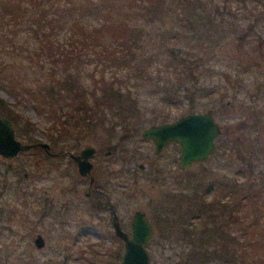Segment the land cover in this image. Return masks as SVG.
I'll list each match as a JSON object with an SVG mask.
<instances>
[{"label": "rangeland", "instance_id": "1", "mask_svg": "<svg viewBox=\"0 0 264 264\" xmlns=\"http://www.w3.org/2000/svg\"><path fill=\"white\" fill-rule=\"evenodd\" d=\"M190 1H194L197 5L200 4L198 5L200 7L206 4L205 8L212 9V11L218 10L215 38L219 36V42L216 45H208L207 52L203 53L204 60L197 65L196 72L197 85L208 89L214 88L212 90H215V93L211 91L214 96L223 95L224 97L223 100L215 98L213 103H206L208 95L203 96L204 98H196L198 95H195L192 102L198 107L193 111L211 109L222 131L216 138V150L213 155L204 161L192 163L187 169H180L177 165L174 167V172L183 177L182 179L199 180L202 176L213 173L215 179L222 177L244 183L247 175L235 173L236 165L240 162L238 159L241 156L256 155L264 146V0ZM16 3L19 4L18 7L21 10L27 8V18L20 14L13 19L0 17V67L9 65L13 77L15 76L18 81L13 80V87H11H16L13 91L6 83H0V96L34 123L33 136L36 140L47 141L46 132L50 124L47 114L36 106L33 98L20 93L19 88L21 81L31 84L32 80L39 78V82L46 83L50 78L49 72L41 69L38 64H35L36 60L28 56L36 47L34 32L28 28V22H31L29 19L36 17L33 16L35 6L28 0H22L20 3L19 0H14V4ZM213 13L215 15L216 12ZM170 20L169 16L162 17L145 26L141 42L144 52L157 46L156 32L168 27ZM97 22V18L87 16L82 25L90 26ZM52 31L55 39L60 42L68 36L63 26L53 24ZM77 44L80 45L81 41ZM76 55L81 60V67L86 74L100 73V71L111 73L114 68L109 65L108 61L103 60L104 56L100 49L96 50L93 46L83 47L81 50L78 48ZM155 66H157L155 61L150 64V68H155ZM228 78L231 79V83ZM134 82L132 79L127 84L132 85ZM136 83L140 84L139 92L142 93L144 99V102L142 101L144 112L141 110L140 113H144L141 119L145 122L138 125V132H140L150 124L146 122L147 118L149 120L152 118L148 111H151L157 98L151 96L152 93L148 90L153 89L156 83L155 80L143 81L141 79ZM181 92L182 95L176 103L169 104L163 109V112L168 115L167 121L188 113V107L191 106L190 100L184 96L186 92L183 90ZM116 120L117 124L122 125L137 124L140 118L131 116ZM116 129L119 130V126ZM86 133L87 135L83 136L79 146L74 149H79L85 144H92L96 147L97 153L94 159H97L102 178L106 177L108 169L129 170L135 168L139 162L147 163L148 173H151V165L156 162L158 168H161L160 174L163 175L166 170L163 168V161L169 158L171 150L178 163L179 150L171 147L163 152L161 159L154 161L152 143L143 141L139 135L129 138L125 143L118 141L121 131L114 132L102 127H94ZM18 138L28 142L25 138ZM60 143L68 145L70 142L64 140ZM105 148L113 150L110 157L104 156ZM232 162L233 166H231ZM68 163L67 156L55 162L49 160L40 148L22 152L14 159H4L0 156V264L119 263L120 258H115L110 262L101 260L105 257L104 253L108 248L113 249L117 246L114 241H109L105 236L99 237L82 232L76 222L61 223L60 217H64L63 214L59 215L58 219L52 215H41L40 211L45 203H51L54 215L55 210H62L61 205L68 198L84 199L86 181L82 182L77 174L64 175ZM254 163L257 168H254L256 176L263 180L264 176L258 171V161ZM260 167L264 168V165ZM73 168V171L77 173L75 166ZM169 168L171 166L167 169ZM170 171H173L172 168ZM73 180H79L84 184L81 183L77 193L71 192V194L67 191V187ZM152 183L156 185L153 187ZM117 184L116 198L118 200L122 198L123 204L128 202V215L134 209L142 208L156 226V235L147 245L150 264H174L175 261L180 260L181 248L177 240L181 234L180 222L172 226L161 222L160 217L162 218L161 211L165 208L169 209L176 203L181 205L182 209L186 207L181 197L182 193L177 188L173 189L172 183L168 182L167 185H163L157 180L143 178L136 181L134 179L129 185L126 179L118 178ZM211 186L212 189L210 187L205 195L207 201L213 197L214 188L213 185ZM127 192L130 193V198H126L125 193ZM71 202L72 200L69 201ZM191 222L192 225L197 223L195 220ZM252 223L248 218L232 224L234 241L238 246L250 240L262 241L259 232L256 231L257 228L253 227ZM106 229L107 227H104L103 230ZM38 233L45 240L43 247H37L34 244V238ZM247 253L251 256L256 254L253 249H249ZM251 256L247 257L246 254V259ZM66 257L68 260L65 259Z\"/></svg>", "mask_w": 264, "mask_h": 264}, {"label": "trees", "instance_id": "2", "mask_svg": "<svg viewBox=\"0 0 264 264\" xmlns=\"http://www.w3.org/2000/svg\"><path fill=\"white\" fill-rule=\"evenodd\" d=\"M28 1L35 6L33 16H36L28 22L36 43L28 56L35 59V64L41 69H46L50 78L46 83L39 82V78L32 80L31 84L21 81L19 88L20 93L33 98L36 106L47 114L50 124L46 140L54 148L60 151L76 148L87 131L103 125L115 126L117 118H141L144 99L139 92L140 84L136 83L140 79L155 80L156 83L153 89L148 90L157 98L148 111L152 118H147L146 122L150 124L168 120L163 109L179 100L181 90L190 100L188 112L198 108L192 102L195 95H198L196 98L208 95L206 103H213L215 98L223 100V95H213L211 91L215 93L214 88L197 85L196 72L208 45L219 42V36L215 38L218 10L206 9V4L200 7L190 0ZM16 4L14 0H0V17L13 19L20 14L25 18L27 8L21 10ZM87 16L97 18L98 22L83 26ZM168 16L170 25L156 32L157 46L144 52L141 42L145 26ZM53 24L67 30L68 36L64 41L55 39ZM79 41L80 45L77 44ZM89 46L100 49L103 60L114 67L111 73H85L76 50ZM154 61L157 66L150 68ZM132 79L134 85H128ZM13 80L18 81L9 65L0 67V83L11 87ZM12 87V91L16 89ZM0 116L14 122L17 137L28 142L39 141L33 136L34 123L1 96ZM144 122L140 119L134 124ZM64 140L70 143L61 144ZM261 148L256 155L241 156L240 162L235 164V173L247 175L244 183L222 177L215 179L213 173L199 180L174 179L172 187L182 193L186 203L184 209L178 203L164 209L170 225L180 222L181 234L177 240L181 258L174 264H264V179L260 180L254 172V162L258 161V171L264 176V168L260 167L264 165V146ZM211 185L213 197L207 201L205 195L210 187L212 189ZM43 210L44 207L41 215L45 214ZM248 218L262 241L250 240L238 246L234 241L232 224ZM192 220L197 223L192 225ZM249 249L256 254L251 256L247 253ZM246 254L251 257L246 259Z\"/></svg>", "mask_w": 264, "mask_h": 264}, {"label": "flooded vegetation", "instance_id": "3", "mask_svg": "<svg viewBox=\"0 0 264 264\" xmlns=\"http://www.w3.org/2000/svg\"><path fill=\"white\" fill-rule=\"evenodd\" d=\"M141 119V118H140ZM161 122H166V121H159L156 123H151V124H157ZM149 124V125H151ZM148 125V126H149ZM119 126V130L116 129V127ZM104 129H108V131H121V134L118 137V141L120 142H125L128 141L129 138L131 137H136L137 135L140 136L143 141H150L153 145L154 151L152 158L154 161H157V159H161L163 156V152L168 148H174L177 151L179 150L178 154V163L175 160V155H173V152L171 150V155L169 158H166L164 162L163 168L166 169L165 173L163 175L160 174L161 168L159 169L156 162H154L151 165V173H148L147 170V163L146 162H139L135 166V168L129 169V170H115L113 169H108L106 171V177L102 178L101 177V170L100 168L98 169V164H97V159L95 160L94 157L96 156L97 149L95 147V151L93 152L92 157L90 158V161L92 163V168L91 170L86 174L82 175L78 171V166L77 162L70 156V153L73 154H79L80 150L87 144H85L83 147L79 149H74V148H66L62 151L59 149L54 148L52 145H50V152H46L43 148L40 147L46 154L47 158L50 160H60L61 157L67 156L68 157V166L65 168L64 175L66 176H71V174H77L79 175V178H81L82 182L86 181V190L84 191V199L76 200L75 198H68L64 202V204L61 205V211L55 210L54 215L52 214V207L51 203H45L43 214L44 215H52V217H58L59 215L63 214L64 217H60V220L63 223L66 222H76L79 225V230L82 232L86 233H91L95 234L96 236L102 237L105 236L109 241H114V243L117 245L116 247L108 248V250L104 253V256L101 260L102 261H111L114 260L115 258H122L123 252H124V240L118 235V233L115 230L114 227V222H118L120 225V228L127 232L129 236H131V221L133 218L134 209L130 215L129 214V206L128 202H125L123 204L122 198L119 200L116 198V187L118 186L117 184V179L122 178L123 180L126 179L128 181V185L131 183L132 180L135 179L138 180L139 178L147 179V180H157V182H160L163 185H167L168 182L172 183L174 179H177L180 177L174 172V167L179 166V155H180V144L175 141H170L166 145L162 147L160 152H156L155 150V145L151 139L148 138H143L141 136V130L138 132V125H135L134 123L132 124H116L115 126H99ZM125 132V134H124ZM126 143V142H125ZM119 142L117 143V145ZM176 146V148H175ZM169 149V148H168ZM104 156L110 157L113 154V150L111 148H105L103 151ZM166 155V154H165ZM148 157V156H147ZM208 159V158H207ZM206 160V159H205ZM204 161V160H203ZM200 162V161H199ZM140 163L143 164V167H140ZM194 163V162H192ZM192 165V164H191ZM55 166V165H53ZM58 166V165H57ZM76 168L77 173H75L74 167ZM169 166H171L173 171H170L171 168L167 169ZM180 167V166H179ZM180 169H182L180 167ZM167 173V174H166ZM165 175V176H164ZM170 175V176H167ZM100 177V178H99ZM117 178V179H116ZM159 180V181H158ZM79 180H73L70 186L67 187V191L70 193H77L78 192V187L81 186L82 183ZM125 182V181H124ZM82 183V184H81ZM153 187L156 185V183H152ZM173 186V183H172ZM66 188V187H65ZM126 189V188H125ZM72 194V193H71ZM126 198H130V193H125ZM75 197V195H73ZM77 197V196H76ZM48 200V199H46ZM69 203V201H71ZM77 201L78 203H76ZM52 202V201H50ZM172 207V206H171ZM43 209V207H42ZM137 209H142V208H137ZM146 215L148 216L147 212L142 209ZM162 218L160 217L161 222H166L168 225H170L169 221L166 220L165 218V213L164 211H161ZM42 215V216H44ZM115 215V216H114ZM56 217V218H57ZM153 228H154V234L152 236V239L150 242L153 241V238L156 235V226L153 224L151 221L150 217L148 216ZM159 220V218H158ZM157 223V222H156ZM104 227H107L106 230H103ZM102 228V229H101ZM110 228V230H109ZM103 230V231H102ZM164 238V237H163ZM149 242V243H150ZM148 243V244H149ZM95 253V252H94ZM96 254V253H95ZM65 259L68 260V257ZM120 260L119 263L120 264Z\"/></svg>", "mask_w": 264, "mask_h": 264}, {"label": "water", "instance_id": "4", "mask_svg": "<svg viewBox=\"0 0 264 264\" xmlns=\"http://www.w3.org/2000/svg\"><path fill=\"white\" fill-rule=\"evenodd\" d=\"M221 126L216 121L211 109L188 112L172 121L151 124L141 131L143 138L151 139L156 152L170 141L180 144L179 166L187 169L192 162L209 158L216 150V138L221 134ZM35 147H41L50 152V144L45 140L26 142L16 135L14 122L6 116H0V156L4 159H14L19 153ZM95 151L91 144L85 145L79 154L70 153L77 162L78 171L86 175L92 168L90 158ZM143 167V164H139ZM115 216V215H114ZM118 235L124 240V252L120 264H150V254L147 248L154 234V228L142 209H136L131 221V236L114 222ZM37 247H43L45 240L38 233L34 238Z\"/></svg>", "mask_w": 264, "mask_h": 264}]
</instances>
